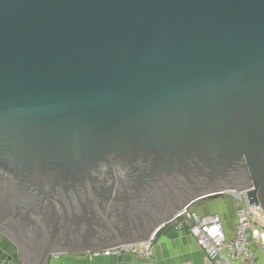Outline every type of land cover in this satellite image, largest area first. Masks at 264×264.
Instances as JSON below:
<instances>
[{"label": "water", "instance_id": "water-1", "mask_svg": "<svg viewBox=\"0 0 264 264\" xmlns=\"http://www.w3.org/2000/svg\"><path fill=\"white\" fill-rule=\"evenodd\" d=\"M227 193L264 212V0H0V234L23 264L149 242Z\"/></svg>", "mask_w": 264, "mask_h": 264}, {"label": "built area", "instance_id": "built-area-1", "mask_svg": "<svg viewBox=\"0 0 264 264\" xmlns=\"http://www.w3.org/2000/svg\"><path fill=\"white\" fill-rule=\"evenodd\" d=\"M227 194L236 206L235 226L231 235L225 229L221 215H203L193 210L192 206L186 208L173 222L179 229L187 226L189 235L204 251L207 264H264V212L261 206H250L246 193ZM154 244L155 235L149 242L93 255L119 257L129 253L142 259H151ZM0 264H3L1 258Z\"/></svg>", "mask_w": 264, "mask_h": 264}, {"label": "crops", "instance_id": "crops-1", "mask_svg": "<svg viewBox=\"0 0 264 264\" xmlns=\"http://www.w3.org/2000/svg\"><path fill=\"white\" fill-rule=\"evenodd\" d=\"M234 203L223 197L203 199L192 205V209L203 215L219 214L227 222L231 235L235 226ZM0 258L3 264H23L18 258V248L4 235L0 234ZM50 264H207L204 251L189 235L187 226L179 229L175 222L160 228L155 234V244L151 259H142L136 255L124 253L119 257H95L87 255H59L51 259Z\"/></svg>", "mask_w": 264, "mask_h": 264}, {"label": "rangeland", "instance_id": "rangeland-1", "mask_svg": "<svg viewBox=\"0 0 264 264\" xmlns=\"http://www.w3.org/2000/svg\"><path fill=\"white\" fill-rule=\"evenodd\" d=\"M223 198H224V200L225 201H229V200H231V201H233V199H232V197L229 195V194H225L224 196H223ZM234 203V202H233ZM235 204H234V207L232 208L233 209V214H234V216H235ZM194 210V209H193ZM224 221V220H223ZM224 223V222H223ZM228 223L227 222H225L224 223V227H225V229L228 231Z\"/></svg>", "mask_w": 264, "mask_h": 264}]
</instances>
